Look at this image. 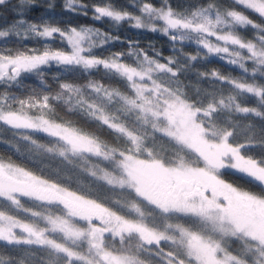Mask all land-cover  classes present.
Instances as JSON below:
<instances>
[{"label": "snow or ice", "instance_id": "obj_1", "mask_svg": "<svg viewBox=\"0 0 264 264\" xmlns=\"http://www.w3.org/2000/svg\"><path fill=\"white\" fill-rule=\"evenodd\" d=\"M133 6L136 12L65 0L64 10L91 12L96 21H127L167 37L173 55L164 62L161 53L149 55L131 42L127 53L100 55L96 49L120 38L94 27L61 26L54 12L30 21L26 13L37 0H0V9L16 15L0 28V41L14 38L19 45L0 49V124L25 142L32 158L79 161L128 198L123 207L119 200L105 204L59 176L0 157V251L6 253L0 264H25L16 254L37 251L47 253L48 264H146L142 256L149 264H264V0L190 4L184 11L175 10L171 0H133ZM249 29L251 38L245 35ZM57 39L64 47L45 43L41 50L26 43ZM192 44L195 53L185 52ZM211 57L240 76L196 71L197 84L208 86L190 92L189 73ZM52 67L60 69L54 93L44 90V70ZM78 71L89 77L86 83L60 79ZM94 71L122 81L125 90L92 79ZM26 75L39 77L44 89L17 95L13 90ZM61 105L106 126L122 143L109 146L71 122H57ZM241 121H249L251 133L243 140ZM161 139L170 155L156 150ZM257 147L259 155L250 154ZM229 171L243 174L258 190L227 182ZM142 206L152 208V219Z\"/></svg>", "mask_w": 264, "mask_h": 264}, {"label": "trees", "instance_id": "obj_2", "mask_svg": "<svg viewBox=\"0 0 264 264\" xmlns=\"http://www.w3.org/2000/svg\"><path fill=\"white\" fill-rule=\"evenodd\" d=\"M84 3L92 4V3H103V4H113L118 9L123 8L130 12H136L137 9L133 6V0H83ZM136 3H139L140 0H135ZM151 2L155 5H159L161 0H151ZM209 2L218 3L220 5L229 4L230 0H171L172 7L177 11H184L185 8L190 4H207ZM12 5H18L19 0H11ZM52 4L53 8L48 9L47 5ZM65 0H37V7L26 13V17L28 20H39L41 16L45 15L46 12H54L55 13V22L59 23L61 26L63 25H71V26H88L98 28L102 31L108 32L113 36L119 37V41L112 43L110 45H106L104 48L96 49L95 51L103 56H108L113 52H125L127 53L130 43L131 45L145 50L149 53V55H155L156 52L161 53V62H164V59L173 55V51L171 49V42L169 39L159 33H153L144 29H135L129 25L127 21H122L119 24L112 23L106 18L96 21L92 19V14L89 12L88 16L78 15L74 12H65L64 10ZM254 19L257 21L259 17L256 14H251ZM16 19V15L11 10L0 9V28H6L10 26ZM245 35L248 38L252 37V30H248ZM30 47H38L41 50L45 43H48L53 48L64 47L60 45L58 39L50 40V41H35L29 40L26 42ZM9 48H17L19 45L17 44L14 38L9 39L6 44L4 41H0V49L3 47ZM184 51L187 53L194 54L196 51V46L185 45ZM129 63L132 61L129 60ZM212 70H219L222 74L231 75L235 77L240 76L239 70H233L231 66L227 65L225 62L218 60L215 57H211L209 60L200 61L197 63V68L193 70V72L189 73L190 79L185 80V83L189 85V91L195 89V87H207L206 82H201L197 84V78L195 76L196 71H205L211 72ZM45 76L44 81L47 84V89H44V85L40 83V78L34 75H26L23 78V86L14 89L13 91L17 95H26L29 94L32 89H37L38 91L44 89L45 91L51 90L53 93L59 90V85L54 79L56 73L60 71V69L52 67L45 68ZM86 77L81 72L75 73H64L61 75L60 79L72 82L75 84H84L87 82ZM92 79L98 80L99 82L111 86L113 88H119L121 91L125 90V85L122 81L104 76L103 72H93ZM2 90V89H0ZM254 106V104L250 105ZM55 118L57 122H71L74 127L81 128L86 132L95 134L100 137L101 140L108 143L109 146H117L122 143L121 139L117 138V135L112 133L111 130H108L106 126L99 127L96 122L91 119L78 114L69 112L65 106H58L55 112ZM258 123V121H253ZM249 121H241L240 122V139L243 140L245 136L251 135V133L247 132L246 125ZM150 131V129H149ZM38 138L42 142H47L48 138L43 134H39ZM256 138L258 141L259 131L257 130ZM10 142V143H5ZM149 142H151L149 140ZM12 145H18L20 151L17 152ZM156 150L160 151L162 154L170 155L171 148L166 143L164 139L158 140L156 143ZM259 148H255L250 154L259 155ZM0 157L5 159L10 158L14 162L21 164L33 171H37L43 173L45 176L56 177L59 176L65 183H67L70 188L78 191H84L91 194L94 197H98L102 199L105 204H115L117 200L120 201L121 207L128 203L127 196L123 193V191L119 188H115L113 186L107 185L105 182L101 180H97L96 177L90 175L89 172L85 171L83 166L79 161H75L74 163H69L62 157L45 155L37 158H32L30 154L26 151V144L24 141H21L17 135L13 134V130L8 128L7 126H3L0 124ZM103 166V165H102ZM227 182L232 183L234 186L244 188L246 190L256 191L257 186L255 184L249 183V178L244 176L241 173H237L234 171H229L227 175L223 177ZM29 207H35V205L31 204V202H27ZM145 213L148 215L152 212V208L150 206H145ZM130 209H125V211H129ZM18 216L23 218L26 217V214L23 212L17 213ZM149 217H152L149 215ZM116 246L119 247L118 241L116 242ZM236 245L233 244V247ZM0 255H6L0 251ZM18 259H23L25 264H48L50 257L45 252L37 251L32 255H24L23 253L16 254ZM142 259H145L146 264H149L148 258L146 256H142Z\"/></svg>", "mask_w": 264, "mask_h": 264}, {"label": "rangeland", "instance_id": "obj_3", "mask_svg": "<svg viewBox=\"0 0 264 264\" xmlns=\"http://www.w3.org/2000/svg\"><path fill=\"white\" fill-rule=\"evenodd\" d=\"M106 19L109 20V21L112 22V23H115V22L111 21V20L108 19V18H106ZM103 182H104V181H103ZM105 183H106V182H105ZM144 208H145V206H142V207H141V210L145 212V209H144ZM145 214H146V217H147L148 219H152V217H149V215H148L147 213H145ZM117 241H118V240H117ZM118 244H119V242H118Z\"/></svg>", "mask_w": 264, "mask_h": 264}]
</instances>
